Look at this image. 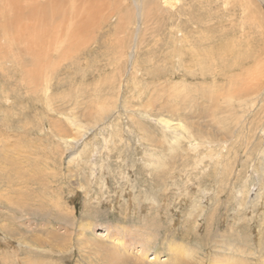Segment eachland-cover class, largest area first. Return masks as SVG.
<instances>
[{
  "label": "rangeland",
  "instance_id": "obj_1",
  "mask_svg": "<svg viewBox=\"0 0 264 264\" xmlns=\"http://www.w3.org/2000/svg\"><path fill=\"white\" fill-rule=\"evenodd\" d=\"M23 1L0 0V264H264V0Z\"/></svg>",
  "mask_w": 264,
  "mask_h": 264
},
{
  "label": "bare ground",
  "instance_id": "obj_2",
  "mask_svg": "<svg viewBox=\"0 0 264 264\" xmlns=\"http://www.w3.org/2000/svg\"><path fill=\"white\" fill-rule=\"evenodd\" d=\"M4 1V0H3ZM17 1V0H16ZM31 0H29V2H30ZM175 1H178V0H175ZM180 1V0H179ZM7 2H9V0H7ZM24 2V1H23ZM25 2H28V0L26 1L25 0ZM24 2V3H25ZM28 2V3H29ZM165 2L167 3V5L169 4L170 5V7L171 8H173V5H175V4H173L172 3V0H165ZM9 3H11V2H9ZM38 3V2H37ZM13 4H15V3H13ZM12 4V5H13ZM64 4V3H63ZM105 4V3H104ZM135 4V3H134ZM178 4V3H177ZM10 5V4H9ZM46 5V4H45ZM102 5V4H101ZM144 6H142V5H140V6H138V9H139V13H138V15L140 14H142V16H144L145 18H147L149 15V11H151V9L150 10H148L147 9V7L145 6L146 4L144 3L143 4ZM14 6H16V5H14ZM71 7V13H70V15H69V17H74V16H76V17H78V16H84V14H86V13H88V15H89V13L90 12H92V11H94L95 9V13H96V11H97V0H71V5H70ZM106 6V5H105ZM6 7H8V6H6ZM18 7V6H17ZM35 7V6H34ZM1 8V7H0ZM18 8H20V7H18ZM30 8V7H29ZM38 8V7H37ZM166 8V7H165ZM7 9V8H6ZM101 9V8H100ZM10 10V9H9ZM20 10V9H19ZM44 10V9H43ZM141 10V11H140ZM70 11V10H69ZM99 11V10H98ZM97 11V12H98ZM15 12V11H14ZM23 12V11H22ZM10 13H11V10H10ZM10 13H8V14H10ZM18 13V12H17ZM15 14V13H14ZM24 14H25V12H24ZM91 14V13H90ZM13 15V14H12ZM21 15L23 16V13H21ZM68 15V14H67ZM92 16H93V14H91ZM192 15V14H191ZM189 16V17H187V19H186V21L184 22V24H186V27L187 28H191L192 30H194V32H200V34H201V32L202 31H200V27H199V21H201V19L200 18H196V17H193V16ZM9 15H7V17H8ZM38 16V15H37ZM54 16V15H53ZM63 16V15H62ZM95 16H97V15H95ZM186 16H188V15H186ZM7 17H5V18H7ZM10 17V16H9ZM8 17V18H9ZM56 17V16H55ZM89 17H91V16H89ZM182 16H180V18H181ZM22 18V17H21ZM253 18V17H252ZM78 19V18H77ZM182 19V18H181ZM181 19H180V21H181ZM22 20V19H21ZM18 21V20H16V21H18V24L15 26V28L14 29H16V31H17V34H18V37L20 36V35H23V34H25V33H28L27 31L28 30H30V29H28V25H24L23 23H21L22 21L24 22V20H22V21ZM42 20H43V18H42ZM90 20V19H89ZM51 21V20H50ZM72 21H73V18H72ZM79 21V20H78ZM8 22V21H7ZM33 22V21H32ZM41 22V21H40ZM52 22V21H51ZM74 22V21H73ZM76 22V21H75ZM240 22V21H239ZM69 23V22H68ZM179 23V22H178ZM31 24V23H30ZM36 24V23H35ZM66 24V23H65ZM69 24H71V22L69 23ZM76 24V23H75ZM74 24V25H75ZM230 24V23H229ZM251 24V23H250ZM51 25V24H50ZM72 25V24H71ZM76 25H78V24H76ZM52 26H54V24L52 25ZM55 27V26H54ZM69 27H70V25H69ZM249 27V26H248ZM2 28V27H1ZM36 28H38V27H36ZM40 28V27H39ZM38 28V29H39ZM53 28V27H52ZM63 28H64V26H63ZM38 29H36V30H38ZM51 29V28H50ZM56 29V28H55ZM70 29V28H69ZM69 29L67 30V32L69 31ZM33 30V29H32ZM224 30V29H223ZM34 31V30H33ZM44 31V32H43ZM77 31V30H76ZM150 31V30H149ZM181 30L179 29L178 30V34L177 35H180L182 32H180ZM4 32H6L5 30H4ZM30 32V31H29ZM32 32V31H31ZM36 32V31H35ZM41 32H43V33H41ZM57 32V31H56ZM79 32V31H78ZM192 32V31H191ZM39 33V34H38ZM38 33H36L37 34V38L39 39V36H40V39L41 40H43L44 41V38L45 37H48V40H50V39H55V37H53V31L52 30H39L38 31ZM59 33V32H58ZM71 33V32H70ZM221 33V32H220ZM9 34V33H8ZM7 34V35H8ZM16 34V35H17ZM31 34H33V33H31ZM35 34V35H36ZM42 36H41V35ZM195 34V33H194ZM34 36V35H33ZM55 36V35H54ZM69 36V35H68ZM187 36V35H186ZM191 36H193V35H191ZM203 36V35H202ZM218 36V35H217ZM27 37L29 38V37H31V36H28L27 35ZM44 37V38H43ZM58 37H59V35H58ZM175 37V36H174ZM219 37V36H218ZM5 38V37H4ZM3 38V39H4ZM20 38L21 37H19V40H20ZM199 38V39H198ZM202 38V37H201ZM200 35H198L197 37L195 36V38H194V40H196V39H198V41H196V42H200ZM15 39H17L16 37H15ZM30 39V38H29ZM38 39H37V41H38ZM53 39V40H54ZM70 39V38H69ZM157 39V38H156ZM2 40V39H1ZM18 40V41H19ZM36 40V39H35ZM40 40V41H41ZM204 40V39H203ZM17 41V42H18ZM36 41V42H37ZM42 41V42H43ZM47 41V40H46ZM56 41H57V37H56ZM140 41V40H139ZM232 41V40H231ZM1 42H3V41H1ZM16 42V43H17ZM186 42V41H185ZM190 42H191V40H190ZM195 42V41H194ZM193 42V43H194ZM242 42V41H241ZM13 43V42H12ZM15 43V44H16ZM38 43V42H37ZM41 43V42H40ZM48 43H49V41H48ZM237 43V42H236ZM42 44V43H41ZM46 44V43H45ZM192 44V43H191ZM224 44V43H223ZM234 44V43H233ZM2 45V44H1ZM3 45H4V43H3ZM20 45V44H19ZM54 45V44H53ZM185 45V44H184ZM199 45H200V43H199ZM220 45V44H219ZM12 46V45H11ZM49 46H51V44L49 43ZM195 46V45H194ZM33 47V46H32ZM42 47H47V46H42ZM189 47H191V46H189ZM243 47V46H242ZM14 48V47H13ZM13 48H10V50L12 51V49ZM26 48V47H25ZM35 48V47H34ZM34 48H32L31 49V51H34ZM55 48V47H54ZM58 48V47H57ZM64 48V47H63ZM192 48V47H191ZM197 48H199V47H197ZM41 49V48H40ZM66 49V48H65ZM9 50V49H8ZM24 50V49H23ZM27 50H28V48H27ZM46 49H44L43 51L44 52H46L45 51ZM195 50V49H194ZM15 51V50H14ZM13 51V52H14ZM36 51V50H35ZM55 51V50H54ZM69 51V50H68ZM27 52V51H26ZM63 52V51H62ZM67 53V52H66ZM133 53V52H132ZM247 53V52H246ZM15 55V54H14ZM46 55V54H45ZM213 55V54H212ZM19 56V55H18ZM68 56V55H67ZM223 56V55H222ZM7 57V56H6ZM55 57V56H54ZM245 57V56H244ZM133 58V57H132ZM1 59V58H0ZM39 59H40V57H39ZM242 59V58H241ZM19 60V59H18ZM40 61V60H39ZM48 62V61H47ZM50 62V61H49ZM48 62V63H49ZM53 62V61H52ZM173 62V61H172ZM235 62V61H234ZM212 63V62H211ZM46 64V63H45ZM56 64V63H55ZM4 65V64H3ZM48 66V65H47ZM244 68V67H243ZM230 69V68H229ZM38 71V70H37ZM38 73V72H37ZM28 76V75H27ZM39 77V76H38ZM29 79V78H28ZM33 79V78H32ZM6 80V79H5ZM42 80V79H41ZM216 80V79H215ZM31 82V81H30ZM10 83V82H9ZM29 83V82H28ZM5 84V83H4ZM27 84V83H26ZM38 84V83H37ZM27 86H28V84H27ZM29 87V86H28ZM217 88V87H216ZM12 90V89H11ZM29 90V89H28ZM230 90V89H229ZM1 91V90H0ZM6 94V93H5ZM4 97V96H3ZM15 99V98H14ZM24 100V99H23ZM29 105V104H28ZM1 108V107H0ZM167 121H169V120H167ZM163 124V123H162ZM167 124V123H166ZM2 133H4V131L2 132ZM20 134V133H19ZM61 135V134H60ZM52 137V136H51ZM54 137V136H53ZM175 137V136H174ZM178 138V137H177ZM6 146V145H5ZM220 161V160H219ZM253 213V212H252ZM260 213V212H259ZM259 215V214H258ZM5 231V230H4ZM108 234V233H107ZM142 237V236H141ZM102 238V237H101ZM111 240H113V242L115 241V242H117V244H122V245H124V248L123 249H126L127 250V245H126V241H124V239H123V236H119V235H113V236H111ZM8 239V238H7ZM106 239V238H105ZM130 239V238H129ZM134 240H131V242L132 243H139L138 241H136L137 239L136 238H133ZM18 241V240H17ZM24 242V241H23ZM90 242V241H89ZM8 244V243H7ZM11 244V243H10ZM116 244V245H117ZM225 244V243H224ZM231 244V246H232V243H230ZM22 245V244H21ZM146 245V244H145ZM180 245V243L179 244H175V245H172L171 247H173L172 249H176L177 250V248H183V247H178ZM223 245V244H222ZM107 246V245H106ZM109 247V246H108ZM119 247V246H118ZM223 247H224V245H223ZM236 248H235V253H237V251H238V253H247V250H241V247L240 246H235ZM222 248V247H221ZM114 249V248H113ZM184 249L186 250V248L184 247ZM228 249V248H227ZM110 250V249H109ZM121 250V249H120ZM224 250V249H223ZM186 251H188L189 252V250H186ZM110 252V251H109ZM124 252V251H123ZM11 253H12V251H11ZM113 254H114V252H112ZM182 253V252H181ZM126 253L124 252V253H118V254H116V255H114V256H112V258H111V262H113V264H115V263H117V264H123V263H125L126 262V258L124 259V255H125ZM187 254V253H186ZM4 255V254H3ZM119 255H121V256H119ZM123 255V256H122ZM146 255H147V253H146V249L145 248H143L142 249V251H141V253L137 256L138 258H140V257H146ZM176 255V254H175ZM177 255H178V253H177ZM183 255V254H182ZM244 255V254H243ZM11 256V255H10ZM108 256V255H107ZM121 257V258H120ZM188 257V256H187ZM186 257V258H187ZM32 258V257H31ZM138 258H137V260H138ZM147 258V257H146ZM155 260H158V259H160V258H158V255H156L155 257ZM185 258V257H184ZM233 258V261H231L232 263H227V262H216L215 264H238V262H240L239 264H245L244 262H246L247 261V259L246 258H238V257H236V256H233L232 257ZM9 259V258H8ZM29 259V258H28ZM104 259V258H103ZM26 260V259H25ZM131 260V259H130ZM246 260V261H245ZM15 261V260H14ZM110 261V260H109ZM167 261H170V262H172V264H180L181 263V260H180V257H178V256H175L174 258H168L167 259ZM182 262H183V260H182ZM229 262V261H228ZM15 263V262H14ZM17 264V263H16ZM169 264V263H168ZM213 264H214V262H213Z\"/></svg>",
  "mask_w": 264,
  "mask_h": 264
}]
</instances>
